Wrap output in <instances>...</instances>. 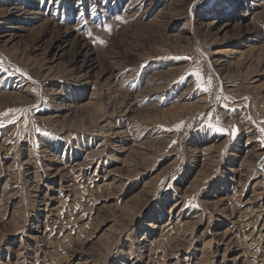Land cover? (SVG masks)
<instances>
[{
  "label": "rangeland",
  "instance_id": "374dc122",
  "mask_svg": "<svg viewBox=\"0 0 264 264\" xmlns=\"http://www.w3.org/2000/svg\"><path fill=\"white\" fill-rule=\"evenodd\" d=\"M238 4L0 0V264H264V0Z\"/></svg>",
  "mask_w": 264,
  "mask_h": 264
},
{
  "label": "snow or ice",
  "instance_id": "6c2138e0",
  "mask_svg": "<svg viewBox=\"0 0 264 264\" xmlns=\"http://www.w3.org/2000/svg\"><path fill=\"white\" fill-rule=\"evenodd\" d=\"M53 2L55 3L56 0H53ZM118 19H119V17H118ZM185 59H188V58L185 57ZM189 75H194V76H196V80H197V85H196V86H197V88L202 89V90L205 91V92L209 91L208 88L203 87V85H202V83H201L200 73H198V72H191V73H189ZM186 78H187V77H181V80H184V79H186ZM210 83H211V80H210V78H209V84H210ZM217 98L219 99V97H217ZM222 107L227 108V105H223ZM8 111H9V112H13V111H23V110H22V109H20V110H12V109H9ZM233 111H234V110H233ZM6 114H7V112H5V113H0V116L6 115ZM209 117H211V113H209ZM14 119H15V117H14ZM177 127H179V125H177ZM207 127L210 128V129H212V130H214V131H216V132H221V133L225 132V129H224V128H222V127H218L216 124L211 123L210 120H209V122H208V124H207ZM36 131H37V133H40V132H41V130H40L39 128H37ZM237 131H238V129H236V127L233 126V128H232V134L235 135ZM261 131L264 132V129H261ZM42 134H43V135H48L47 132H44V133H42ZM174 143H175V141H173V144H174ZM163 183H164V182H162V184H163ZM171 187H172V186L169 185V186H168V190H170ZM159 191H164V189L161 188Z\"/></svg>",
  "mask_w": 264,
  "mask_h": 264
},
{
  "label": "bare ground",
  "instance_id": "6f19581e",
  "mask_svg": "<svg viewBox=\"0 0 264 264\" xmlns=\"http://www.w3.org/2000/svg\"><path fill=\"white\" fill-rule=\"evenodd\" d=\"M34 2V1H33ZM238 5H242L243 3H244V0H238ZM30 6V5H29ZM30 7H32V6H30ZM15 12H17V14H22V15H33V14H37V10H35L34 8H24V7H22V6H17V7H15ZM83 41V40H82ZM85 45V44H84ZM83 47V46H82ZM85 57V56H84ZM86 58V57H85ZM90 58V57H89ZM94 61H95V59H94ZM94 64V62H93V60L91 59V60H89V62L88 63H84V65L85 66H87L88 67V69H91L92 68V65ZM148 90V93L150 94V95H153V97H154V94H155V92H158V90H160V89H151V90H149V89H147ZM189 225V224H188Z\"/></svg>",
  "mask_w": 264,
  "mask_h": 264
}]
</instances>
